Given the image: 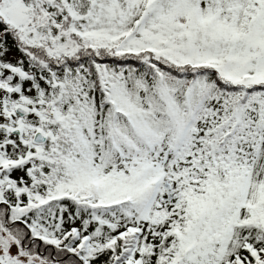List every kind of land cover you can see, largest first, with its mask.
I'll return each instance as SVG.
<instances>
[{"label": "snow or ice", "instance_id": "snow-or-ice-1", "mask_svg": "<svg viewBox=\"0 0 264 264\" xmlns=\"http://www.w3.org/2000/svg\"><path fill=\"white\" fill-rule=\"evenodd\" d=\"M0 264H264V0H0Z\"/></svg>", "mask_w": 264, "mask_h": 264}]
</instances>
